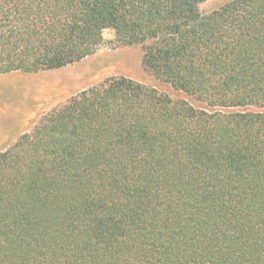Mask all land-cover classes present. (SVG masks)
I'll return each instance as SVG.
<instances>
[{
  "label": "trees",
  "instance_id": "trees-1",
  "mask_svg": "<svg viewBox=\"0 0 264 264\" xmlns=\"http://www.w3.org/2000/svg\"><path fill=\"white\" fill-rule=\"evenodd\" d=\"M0 0V75L115 33L190 98L126 77L0 153V264H264V0Z\"/></svg>",
  "mask_w": 264,
  "mask_h": 264
},
{
  "label": "rangeland",
  "instance_id": "rangeland-1",
  "mask_svg": "<svg viewBox=\"0 0 264 264\" xmlns=\"http://www.w3.org/2000/svg\"><path fill=\"white\" fill-rule=\"evenodd\" d=\"M232 1L210 0L200 5L199 11L204 16L210 15ZM115 40L114 31L107 30L104 32V45L98 53L78 64L38 74L21 73L0 80V120L11 115L20 118L28 113L30 133L44 116L66 104L72 97L118 77L132 79L169 95L175 101L186 100L198 107L184 94L145 72L141 47H118ZM23 135L0 136V153L13 147Z\"/></svg>",
  "mask_w": 264,
  "mask_h": 264
},
{
  "label": "crops",
  "instance_id": "crops-1",
  "mask_svg": "<svg viewBox=\"0 0 264 264\" xmlns=\"http://www.w3.org/2000/svg\"><path fill=\"white\" fill-rule=\"evenodd\" d=\"M18 74H21V73H11V74H6V75H0V80L8 79ZM1 94L2 93L0 92V101L2 100ZM11 116H8V117L6 116L5 118L0 120V136H2L3 134L12 135V134L29 133V114L28 113L24 116H21L20 118L15 117V116L11 117ZM7 139H9V137Z\"/></svg>",
  "mask_w": 264,
  "mask_h": 264
}]
</instances>
